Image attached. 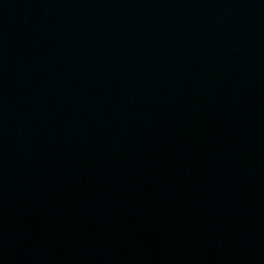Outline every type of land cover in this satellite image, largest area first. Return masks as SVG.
Wrapping results in <instances>:
<instances>
[{
	"label": "water",
	"instance_id": "water-1",
	"mask_svg": "<svg viewBox=\"0 0 264 264\" xmlns=\"http://www.w3.org/2000/svg\"><path fill=\"white\" fill-rule=\"evenodd\" d=\"M0 264H264V0H0Z\"/></svg>",
	"mask_w": 264,
	"mask_h": 264
}]
</instances>
